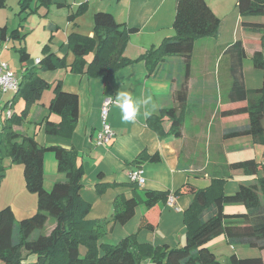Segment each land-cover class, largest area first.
I'll return each instance as SVG.
<instances>
[{
    "label": "crops",
    "instance_id": "obj_1",
    "mask_svg": "<svg viewBox=\"0 0 264 264\" xmlns=\"http://www.w3.org/2000/svg\"><path fill=\"white\" fill-rule=\"evenodd\" d=\"M7 2L8 0L5 7H0V29L5 28L6 36L4 41H0V59L6 64L3 58L8 59L7 50L18 57L16 50L24 48L30 57L28 64H34L35 59L42 57L41 50L44 46L59 58L66 55V62L70 64L73 56L67 52V37L71 33L92 37V17L96 12H109L117 23L136 29L129 36L123 54L129 60L139 58L148 49L158 46L164 38L174 36L172 23L175 0H53L47 10L40 9L29 15L18 14V0H15L17 12L12 17L6 11ZM205 2L219 18L220 27L216 36L201 38L194 43L186 101L176 113L182 119L180 137L166 134L171 126V121L166 116L161 118L165 136L159 137L147 126L150 116H158L162 110L178 107L175 94L184 74V60L180 56L167 57L151 74L143 61L130 64L112 75L98 78L73 74L68 70L42 72L39 76L46 83L53 86L56 80H60L62 91L78 97V119L72 135L66 139L44 133L45 116L54 123L60 121L58 116L48 115L47 107L53 97L52 89L44 91L38 105L32 107L28 118L20 126L14 127L18 133L33 137L40 146H58L75 152L77 164L83 170L80 196L90 204L87 218L109 221V230L104 238L107 243H118L132 234H136L139 243L152 246L181 247L185 241L183 212L192 203L191 193L181 190V193L176 194L173 208L159 203L155 208L156 219H151L154 225L151 229L140 227L143 214L141 206L136 209L129 222L113 225V202L120 197L141 198V190L175 193L183 186L203 189L213 179H223L224 192L233 194L240 184H252L259 176H246L241 170L229 168L231 163L247 159L264 163V146L255 144L249 136L224 138V133L229 129L245 126L248 117L246 114L222 116L221 113L245 106L246 102L239 98L240 93L261 87V72L246 73L243 59L247 56L246 31L259 33L261 37L264 31L244 29L240 23L245 20L264 24V15L257 19H242L236 10V0ZM80 8L84 12L70 21L68 16L74 15ZM24 16L26 17L23 18ZM224 27L226 31L234 33L233 40H220ZM14 29L24 38H9ZM238 32L241 34L240 39L237 38ZM258 45L252 51L250 59L255 52H261L264 58V41L262 43L261 38ZM7 66L19 80L20 75L12 71L8 64ZM119 93H127L138 101L150 97L151 102L140 108L139 115L132 123H121L118 110L110 106L108 122L115 137L109 144L97 146L95 135L100 129L102 100L105 96L114 98ZM10 94L11 97L2 103L0 111L4 112L5 105L12 100L14 93ZM5 96L0 97V103ZM1 126L2 121L0 130ZM141 153L145 156L157 155L158 161L143 160L132 163ZM137 166L143 170L145 184L134 192L125 185L129 183L128 171ZM10 168H14L11 172L20 178L18 181L24 195L20 205L9 202L7 206L12 210L15 219L21 215L22 220L35 213L36 196L24 188L22 167L14 165ZM42 171L43 188L46 191H50L56 182L65 180L58 173L57 162L50 152L43 156ZM224 210L226 213L244 212L241 206H227ZM217 238L226 241L224 236ZM212 242L215 241L211 240L206 247L215 255ZM251 252L253 251L249 254ZM234 255L240 259L261 257L264 264L263 256Z\"/></svg>",
    "mask_w": 264,
    "mask_h": 264
},
{
    "label": "trees",
    "instance_id": "obj_2",
    "mask_svg": "<svg viewBox=\"0 0 264 264\" xmlns=\"http://www.w3.org/2000/svg\"><path fill=\"white\" fill-rule=\"evenodd\" d=\"M6 1L0 0V7H5ZM52 4L53 0H18V14H35L40 9L47 10ZM235 6L242 19L264 15V0H236ZM83 12L80 8L74 15L68 16V19L72 21ZM92 22V37L78 33H71L67 37V52L73 56L70 64L66 62V55L59 58L47 46L42 48V57L38 64H28L30 57L24 48L16 50L22 70L18 89L12 100L5 105V109L8 105L10 106L7 108H13L18 99L23 101V108L19 114L12 113L2 122L0 184L6 174L3 161L10 159L11 164L22 167L21 176L25 189L36 196L37 206L33 215L19 221H16L9 207L0 210V264H219L216 256L206 247L208 242L218 236H224L229 245H247L264 250V163H257L254 159L231 163L230 169L241 170L246 176L260 173L255 182L249 185L240 184L233 194L224 192L223 179H213L203 189L183 186L173 193L176 196L184 190L191 193L193 198L190 206L183 212L185 241L181 247L139 243L136 234L110 244L104 241L109 230V221L87 218L90 204L80 196L83 170L77 164L75 152L58 146H40L33 137L14 130V127L20 126L28 118L32 107L38 105L44 91L52 89L53 97L47 111L48 115L58 116L60 121L54 123L45 116L44 133L66 139L73 133L78 119L77 95L62 91L60 80H56L53 86L46 83L39 76L42 72L68 70L73 74L98 78L112 75L130 64L143 61L151 74L167 57L180 56L184 60V74L175 94L178 107L162 110L158 116L153 115L147 119V126L159 137L166 134L180 137L182 119L176 113L186 101L194 43L201 38L216 36L220 27L219 18L205 0H175L172 23L174 36L164 38L158 46L148 49L135 60L125 58L123 54L129 36L136 29L117 23L109 12L94 13ZM240 25L244 29L264 31V24L261 23L242 20ZM4 31V27L0 29V41L6 39ZM9 38L22 39L24 36H20L18 30L14 29ZM263 41L264 35L262 43ZM251 59L253 68L260 70L262 74L261 87L245 93L241 91L239 98L246 105L221 113L222 116L246 114L248 123L229 129L223 136H249L255 144L264 146V58L261 52H255ZM164 116L171 121L166 134L161 125V118ZM46 152L53 153L57 171L65 179L63 182H56L50 191L43 188L42 162ZM143 160L157 162L158 156H145L141 153L132 163ZM125 186L134 192L138 188L133 183ZM141 192V198L120 197L113 202V225L129 222L136 209L141 206L143 214L140 227L153 228L155 208L159 203L166 202L169 192ZM227 206H241L244 212L226 213L224 209ZM49 218L55 221L52 231L48 235H38L35 239H30L35 231L43 229ZM80 246L85 250L83 255L79 253ZM228 264H263V261L261 257L240 259L233 254L229 257Z\"/></svg>",
    "mask_w": 264,
    "mask_h": 264
},
{
    "label": "rangeland",
    "instance_id": "obj_3",
    "mask_svg": "<svg viewBox=\"0 0 264 264\" xmlns=\"http://www.w3.org/2000/svg\"><path fill=\"white\" fill-rule=\"evenodd\" d=\"M6 11L8 12L9 17H12L13 14H15L17 12L15 0H8ZM253 19H257V17H253ZM246 32H247L246 36L248 39L247 40L248 43H247V47H246L247 56L244 57V59H243V68H244L246 73H250V72L260 73V70L253 68L250 56L252 54V51H254L255 48L259 47L258 44L260 43V38L262 39V37L260 36L259 33H256V32H251V31H246ZM222 34H223V36L220 38V40L223 42H229L228 40L234 39V33L226 31V27H224V29L222 30ZM237 38L238 39L241 38L240 32H238ZM7 54H8V59L6 57H4L3 59L7 62L10 69L12 71H14L19 76L20 72H21L20 71L21 67H20V64L18 62V57L13 52H11L10 50H7ZM221 55H225V57L228 56V54H221ZM10 93H14V92H8L5 94L6 96L1 101L0 107L3 105L2 103L6 99L11 97ZM22 108H23V101L18 99L14 103L13 109L10 108V110L12 109L13 113L19 114L21 112ZM4 120H5L4 112L0 111V121L3 122ZM244 150H246V149H244ZM50 153L53 154L52 152H50ZM7 164H9V166H7ZM3 166L4 167L7 166L8 169L6 172L7 173V177L5 178L6 181L5 182L3 181L0 184V210L4 207H8L11 202H14L17 205H20V203L23 199L22 196L24 195V193L20 189V182H19L20 178L18 176L16 177L14 175V173L11 172V169H14V168H10V167L11 166L13 167L14 165L11 164L10 159H4ZM258 175L260 176V173ZM24 188H25V186H24ZM35 211H36V209H35ZM16 218H17L16 221H19L20 218H22V217H21V215H18V217L16 216ZM54 227H55V221L52 218H49L47 220V222L45 223L43 229L35 231L32 234L30 239H35L38 235H48ZM217 239L218 238L213 239V241H215V242H212L211 246H212V249L215 251L214 253L216 255V259L219 262V264H228V259L232 254H236L240 257H246V256H251V255L264 257V251L263 250H258L257 248H252V247H249L247 245H229L226 241L223 242V240H217ZM110 244H112V243H110ZM250 251H253V252H251V254H249ZM84 252H85L84 248L82 246H80L79 247L80 255H83ZM23 253L24 252H22L21 254L24 255Z\"/></svg>",
    "mask_w": 264,
    "mask_h": 264
},
{
    "label": "built area",
    "instance_id": "obj_4",
    "mask_svg": "<svg viewBox=\"0 0 264 264\" xmlns=\"http://www.w3.org/2000/svg\"><path fill=\"white\" fill-rule=\"evenodd\" d=\"M39 59L34 60V64H38ZM19 80L16 78L15 74L8 69L5 62L0 59V97L8 92H16L18 89ZM109 104L102 100L100 106V129L95 135V144L97 146H103L109 144L115 137V132L111 128L108 122V114L110 109ZM12 112L9 108L5 109L4 116L5 119L9 118ZM129 183H133L138 187H142L145 184V178L143 176V170L140 166L135 169L128 171L127 174ZM175 196L173 193H169L166 199V206L174 207Z\"/></svg>",
    "mask_w": 264,
    "mask_h": 264
},
{
    "label": "clouds",
    "instance_id": "obj_5",
    "mask_svg": "<svg viewBox=\"0 0 264 264\" xmlns=\"http://www.w3.org/2000/svg\"><path fill=\"white\" fill-rule=\"evenodd\" d=\"M104 100L107 104L115 107L121 117V123L135 122L137 115H139L140 108L151 102V98L144 100H135L127 93L115 94V97L105 96ZM147 115V113H145Z\"/></svg>",
    "mask_w": 264,
    "mask_h": 264
}]
</instances>
